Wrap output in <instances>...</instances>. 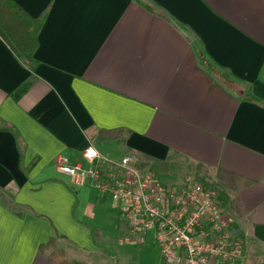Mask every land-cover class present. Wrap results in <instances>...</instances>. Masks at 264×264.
<instances>
[{"label": "crops", "instance_id": "obj_1", "mask_svg": "<svg viewBox=\"0 0 264 264\" xmlns=\"http://www.w3.org/2000/svg\"><path fill=\"white\" fill-rule=\"evenodd\" d=\"M12 1L40 27L32 66L0 35V264H54L49 239L118 264L117 206L55 169L90 144L215 187L264 264V0Z\"/></svg>", "mask_w": 264, "mask_h": 264}, {"label": "built area", "instance_id": "obj_2", "mask_svg": "<svg viewBox=\"0 0 264 264\" xmlns=\"http://www.w3.org/2000/svg\"><path fill=\"white\" fill-rule=\"evenodd\" d=\"M55 169L71 185L90 181L110 197L126 224L127 244L152 241L167 264H244V232L215 187L190 178L167 185L130 155L109 156L91 144L82 160L58 157Z\"/></svg>", "mask_w": 264, "mask_h": 264}, {"label": "trees", "instance_id": "obj_3", "mask_svg": "<svg viewBox=\"0 0 264 264\" xmlns=\"http://www.w3.org/2000/svg\"><path fill=\"white\" fill-rule=\"evenodd\" d=\"M40 27V20L29 17L12 0H0V35L7 42L15 56L34 65L36 60L33 53L37 47V31ZM53 239L41 244V252L50 250L48 257L54 264H83L79 262H68L62 251L52 248Z\"/></svg>", "mask_w": 264, "mask_h": 264}, {"label": "rangeland", "instance_id": "obj_4", "mask_svg": "<svg viewBox=\"0 0 264 264\" xmlns=\"http://www.w3.org/2000/svg\"><path fill=\"white\" fill-rule=\"evenodd\" d=\"M197 167H191L190 173H196ZM111 211V210H109ZM110 213V212H109ZM113 218V232L119 243L114 242L111 249L114 250L119 258L118 264H167L159 255V250L156 246H151L150 243L143 246H136L127 244L124 238L127 236V228L124 220L119 215H111ZM104 233L107 228L102 227ZM123 240V242H122Z\"/></svg>", "mask_w": 264, "mask_h": 264}]
</instances>
